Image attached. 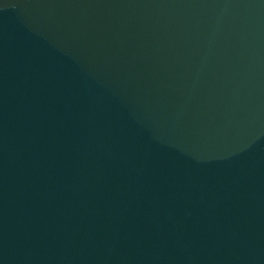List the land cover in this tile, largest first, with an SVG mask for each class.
I'll return each instance as SVG.
<instances>
[{
  "label": "water",
  "instance_id": "obj_1",
  "mask_svg": "<svg viewBox=\"0 0 264 264\" xmlns=\"http://www.w3.org/2000/svg\"><path fill=\"white\" fill-rule=\"evenodd\" d=\"M0 264H264V0H0Z\"/></svg>",
  "mask_w": 264,
  "mask_h": 264
}]
</instances>
